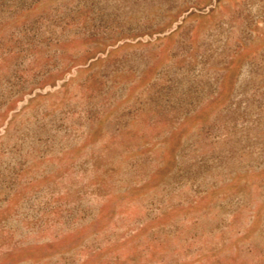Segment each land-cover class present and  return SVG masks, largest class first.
I'll list each match as a JSON object with an SVG mask.
<instances>
[{
  "label": "rangeland",
  "instance_id": "1",
  "mask_svg": "<svg viewBox=\"0 0 264 264\" xmlns=\"http://www.w3.org/2000/svg\"><path fill=\"white\" fill-rule=\"evenodd\" d=\"M0 264H264V0H0Z\"/></svg>",
  "mask_w": 264,
  "mask_h": 264
}]
</instances>
